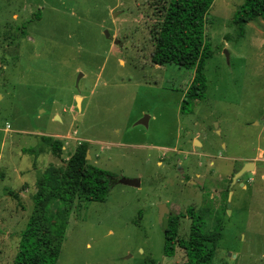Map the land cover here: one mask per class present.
<instances>
[{"label": "rangeland", "instance_id": "rangeland-1", "mask_svg": "<svg viewBox=\"0 0 264 264\" xmlns=\"http://www.w3.org/2000/svg\"><path fill=\"white\" fill-rule=\"evenodd\" d=\"M167 2L0 0V264L14 261L38 180L80 145L140 186L76 199L56 264H185L182 248L163 251L171 215L180 239L193 217L219 230L211 264H264V21L235 24L244 0H213L207 89L182 115L194 71L150 57Z\"/></svg>", "mask_w": 264, "mask_h": 264}, {"label": "trees", "instance_id": "trees-1", "mask_svg": "<svg viewBox=\"0 0 264 264\" xmlns=\"http://www.w3.org/2000/svg\"><path fill=\"white\" fill-rule=\"evenodd\" d=\"M212 3L213 0H168L150 54L155 65H175L194 71L180 104L182 115L191 112L194 101L204 100L207 89L204 68L213 53L204 38V24ZM256 19L264 21V0H244L233 15L235 24ZM51 147L54 155L59 156L60 143L55 141ZM116 181L118 178L90 165L85 145L69 157L63 172L54 167L47 169L38 180L33 209L12 264H56L75 200L104 202ZM43 212L50 216L44 219ZM201 224L199 217H193L187 239H180L176 235L177 217L171 215L164 229V254L173 256L178 246L185 251V264H211L220 232H205Z\"/></svg>", "mask_w": 264, "mask_h": 264}, {"label": "water", "instance_id": "water-1", "mask_svg": "<svg viewBox=\"0 0 264 264\" xmlns=\"http://www.w3.org/2000/svg\"><path fill=\"white\" fill-rule=\"evenodd\" d=\"M104 36L106 38H110V35L108 33L107 30H104ZM115 44L118 43V41H114ZM225 54L227 55V52H225ZM82 76V73H78V76H77V79L75 81V89H78V82H79V78ZM80 100L79 97H76V103H78ZM148 120H149V116L148 115H143L136 123L135 125H141V126H144V127H147L148 126ZM197 142V141H195ZM87 155V154H86ZM244 172V169H242L240 171V173H238V175H240L241 173ZM119 183L122 184V185H126V186H130V187H139L140 186V179L139 178H123V177H120L118 179ZM158 213H157V217H158V221L159 223L161 224L162 223V218L164 217L165 214L167 215H170V211L168 210V207L162 203V204H159L158 207Z\"/></svg>", "mask_w": 264, "mask_h": 264}, {"label": "flooded vegetation", "instance_id": "flooded-vegetation-1", "mask_svg": "<svg viewBox=\"0 0 264 264\" xmlns=\"http://www.w3.org/2000/svg\"><path fill=\"white\" fill-rule=\"evenodd\" d=\"M162 204V203H161ZM166 205V204H165ZM158 207V206H157ZM169 210V209H168Z\"/></svg>", "mask_w": 264, "mask_h": 264}]
</instances>
